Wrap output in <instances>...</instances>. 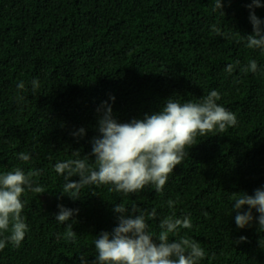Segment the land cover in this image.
I'll use <instances>...</instances> for the list:
<instances>
[{
  "label": "trees",
  "instance_id": "16d2710c",
  "mask_svg": "<svg viewBox=\"0 0 264 264\" xmlns=\"http://www.w3.org/2000/svg\"><path fill=\"white\" fill-rule=\"evenodd\" d=\"M222 2L224 16L214 0H0V173L39 170L34 184L45 189L21 197L28 231L19 246L0 250V264H82L81 257L96 264L94 240L117 226L119 203L129 212L155 209L148 220L154 235L163 218L190 217L192 227L170 239L198 242L205 251L198 264H264V229L255 219L244 229L236 225L232 196L264 189V50L246 47L251 0ZM253 10L264 21V7ZM250 59L258 70L241 71ZM212 90L237 124L198 135L162 191L89 185L80 199L61 193L65 179L55 164L76 159L74 151L91 154L104 102L124 123L160 111L168 98L199 102ZM80 128L86 134L74 137ZM58 205L78 210L71 229L55 219ZM241 236L246 241L236 243Z\"/></svg>",
  "mask_w": 264,
  "mask_h": 264
},
{
  "label": "clouds",
  "instance_id": "9594fccd",
  "mask_svg": "<svg viewBox=\"0 0 264 264\" xmlns=\"http://www.w3.org/2000/svg\"><path fill=\"white\" fill-rule=\"evenodd\" d=\"M222 0H214V11L219 10L224 16ZM249 20L253 28L251 35L246 36V47L264 50V28L255 14V8L264 7L260 0H251L248 5ZM220 34V30L213 26ZM239 64H228L225 71L231 74ZM258 70L256 60L250 59L241 69L247 73ZM25 85L18 84L19 89ZM33 90L39 87L38 80L32 81ZM220 94L212 90L199 102H179L168 98L160 111L145 114L142 119H132L130 122H118L113 114L111 104L104 102L98 109L97 131L99 137L94 138L90 155L82 156L74 151L76 159H68L55 164V172L64 176V195L70 199H80V193L89 185H112L116 192L135 193L147 185H154L160 192L167 183L168 177L180 165L197 136H205L212 132H224L237 124L235 114L217 103ZM114 102L115 97H110ZM85 129L74 132L76 138H83ZM19 159L25 163L31 157L20 153ZM92 161L91 163L89 161ZM40 175L39 170H29L25 173L17 167L0 173V233L10 235L0 239V250L7 243L19 246L28 231L21 213L24 203L21 197L25 191L44 193L45 189L34 184V177ZM79 177L73 181L72 177ZM234 198L233 211L235 223L240 229L251 226L254 219L258 228L264 229V189H257L254 195L232 193ZM169 208L173 201H168ZM247 206L248 211L241 212ZM59 212L55 219L66 224L69 229L74 221L72 218L78 210H71L58 205ZM253 210L258 215L253 216ZM117 215V226L111 232H101L94 240L97 252L96 264H198L205 257V251L198 242L188 237L170 239L171 234L178 233L180 228L190 229L191 219L188 216L177 218L167 216L159 221L160 231L154 235L149 231V219L156 218V210L150 213H136L135 209L127 208L119 203L113 209ZM72 230L67 233L74 238ZM241 236L236 243L245 242ZM82 264L84 258L81 257Z\"/></svg>",
  "mask_w": 264,
  "mask_h": 264
}]
</instances>
